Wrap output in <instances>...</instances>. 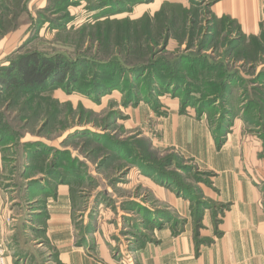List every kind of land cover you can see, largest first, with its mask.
Instances as JSON below:
<instances>
[{
  "label": "rangeland",
  "instance_id": "1",
  "mask_svg": "<svg viewBox=\"0 0 264 264\" xmlns=\"http://www.w3.org/2000/svg\"><path fill=\"white\" fill-rule=\"evenodd\" d=\"M220 1L0 0V68L37 53L67 78L0 86L3 183L23 211L68 185L77 246L107 264H141L163 233L197 256L222 236L229 174L264 212V8L247 34L213 13ZM173 119L202 125L221 157L198 163Z\"/></svg>",
  "mask_w": 264,
  "mask_h": 264
},
{
  "label": "crops",
  "instance_id": "2",
  "mask_svg": "<svg viewBox=\"0 0 264 264\" xmlns=\"http://www.w3.org/2000/svg\"><path fill=\"white\" fill-rule=\"evenodd\" d=\"M263 8L264 0H222L212 10L217 16L237 20L244 33L255 34ZM172 121H176L174 130L180 128L179 124H185L191 131L187 135V148L198 163L211 164L221 157L213 154L202 125ZM227 159L223 161L224 168L230 169L231 161ZM5 161L0 151V244L5 248L6 264H107L88 256L85 247L77 246L79 229L73 220L75 207L70 187L59 184L36 192L29 201L39 202L37 207L23 211L25 201L17 195V189L7 187V181L3 183L13 177L7 175ZM221 191L231 208L219 226L222 231L219 239L193 256L188 237L169 240L163 233L159 236L165 237L164 242L159 247H144L140 263L264 264V212L257 190L239 182L237 175L229 174L224 178ZM44 213L46 218L42 217ZM102 258L109 261L106 254H102Z\"/></svg>",
  "mask_w": 264,
  "mask_h": 264
},
{
  "label": "trees",
  "instance_id": "3",
  "mask_svg": "<svg viewBox=\"0 0 264 264\" xmlns=\"http://www.w3.org/2000/svg\"><path fill=\"white\" fill-rule=\"evenodd\" d=\"M58 68L57 62L40 57L37 53L22 54L12 60L8 67L0 68V86L4 89H39L51 79L55 83L66 81V76L56 74Z\"/></svg>",
  "mask_w": 264,
  "mask_h": 264
},
{
  "label": "built area",
  "instance_id": "4",
  "mask_svg": "<svg viewBox=\"0 0 264 264\" xmlns=\"http://www.w3.org/2000/svg\"><path fill=\"white\" fill-rule=\"evenodd\" d=\"M0 264H6L5 261V248L0 244Z\"/></svg>",
  "mask_w": 264,
  "mask_h": 264
}]
</instances>
